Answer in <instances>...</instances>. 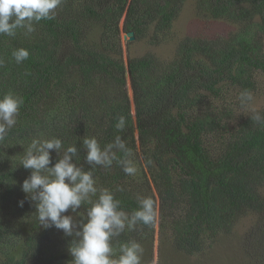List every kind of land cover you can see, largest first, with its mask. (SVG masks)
Masks as SVG:
<instances>
[{
	"label": "trees",
	"instance_id": "16d2710c",
	"mask_svg": "<svg viewBox=\"0 0 264 264\" xmlns=\"http://www.w3.org/2000/svg\"><path fill=\"white\" fill-rule=\"evenodd\" d=\"M186 1L62 0L55 18L35 23L34 32L0 35V98L12 92L23 99L17 124L0 141V204L25 169L7 166L5 150L25 151L33 138H60L65 148L77 146L87 170L82 138L104 146L119 135L132 156L142 153V172L126 175L117 162L98 166V188L115 192L129 213L138 208L137 197L153 198L162 240L189 255L254 215L244 246L264 264V126L251 120L256 112L264 116V107L242 108L239 101L245 89L258 91L264 75V0H194L199 15L239 27L221 38L186 36L169 59L129 56L126 64L115 38L124 18L123 30L134 38L152 31V40L162 42ZM93 26L102 27L94 45L88 40ZM19 48L30 55L17 64L11 54ZM121 115L126 127L118 131ZM52 156L55 163L54 150ZM19 201L0 218V264H70L74 237L45 230L34 204L25 200L20 207ZM90 206H81V215ZM153 228L126 230L113 241L116 255L121 243L153 239Z\"/></svg>",
	"mask_w": 264,
	"mask_h": 264
},
{
	"label": "clouds",
	"instance_id": "9594fccd",
	"mask_svg": "<svg viewBox=\"0 0 264 264\" xmlns=\"http://www.w3.org/2000/svg\"><path fill=\"white\" fill-rule=\"evenodd\" d=\"M62 0H0V35L15 37L18 29L30 34L34 24L55 18V11ZM17 64L29 58V51L19 48L12 51ZM255 97L250 90L240 93L242 108L251 105ZM22 97L8 92L0 98V141L17 124ZM256 124L264 126V116L256 112L251 116ZM126 127V118L119 116L115 123L118 131ZM86 152L84 162L87 170L79 163V149L76 145L64 147L60 138H33L25 149L20 165L31 170L23 181L21 190L25 199L18 202L24 206L25 200L33 203L39 225L45 230L55 228L66 236L74 237L69 252L73 259L70 264H142L143 247L136 241L120 244L116 255L113 241L125 231L135 230L138 224L153 226L157 220V209L153 198L137 197L138 208L127 212L121 206L115 192L108 188H98L95 169L110 168L119 163L126 175H135L137 167L130 158L132 150L121 136L113 142L101 146L95 137L82 138ZM53 150L59 157L53 162ZM123 152V159L117 153ZM124 189L117 188L116 191ZM95 198V199H93ZM91 205L86 212L81 206ZM74 213L76 216L67 213ZM80 217V219H77Z\"/></svg>",
	"mask_w": 264,
	"mask_h": 264
},
{
	"label": "rangeland",
	"instance_id": "374dc122",
	"mask_svg": "<svg viewBox=\"0 0 264 264\" xmlns=\"http://www.w3.org/2000/svg\"><path fill=\"white\" fill-rule=\"evenodd\" d=\"M123 21L124 18L121 19L119 24V36L115 35V38L123 49L122 55L126 64H128L129 56L140 58L147 54H153L160 59H169L174 56L179 43L186 36L200 37L203 39L221 38L228 36L235 28L239 27L238 24L231 23L226 19L206 18L205 16L199 15L194 0H187L184 3L181 12L174 21L172 31L167 34L166 38L162 36V42H154L152 40V31L141 39L132 38L129 32L123 30ZM101 37L102 27L93 26L88 38L90 43L94 45ZM100 50H105L103 45H100ZM259 79L260 84L258 91L254 94L255 99L249 106L251 109H260L264 107V75H261ZM126 89L131 100L132 112L134 113L135 105L129 72L127 74ZM30 143L31 141L29 144ZM5 151L7 154L3 160L7 166L11 167L17 165L22 167L19 162H15L14 158L22 159L24 154L23 150L12 152ZM141 155L142 153L136 150L131 158L138 169L137 173L134 175L136 177L141 174L143 168ZM6 158L7 160H5ZM22 171L24 173L15 181V190L13 193L11 192L5 202L0 204V210L4 211L3 213L0 212V218L10 216L7 212L13 209L16 200L25 199L26 194L22 192L21 185L31 174V170L22 168ZM158 209L159 208H157V215H159ZM67 214L75 215L71 212ZM255 219L256 217L254 215L243 217L239 220L231 233H224L212 239L203 252L189 255L176 249L169 239L162 240L159 217L157 216V221L152 229L154 231L153 239L149 238L138 242L143 247L142 264H261L260 262H256L252 255H248L247 249L244 246L246 238H250L253 234L251 231L254 229L253 223ZM61 234L62 232L60 231L56 232L55 237L59 240V235L61 236ZM149 234H151L150 231L143 237L147 238ZM1 242L0 250L2 251L1 247H4V245L1 244ZM1 255L3 254L0 252V256Z\"/></svg>",
	"mask_w": 264,
	"mask_h": 264
},
{
	"label": "water",
	"instance_id": "95a60500",
	"mask_svg": "<svg viewBox=\"0 0 264 264\" xmlns=\"http://www.w3.org/2000/svg\"><path fill=\"white\" fill-rule=\"evenodd\" d=\"M129 34L131 35L132 38H134L133 32H130Z\"/></svg>",
	"mask_w": 264,
	"mask_h": 264
}]
</instances>
